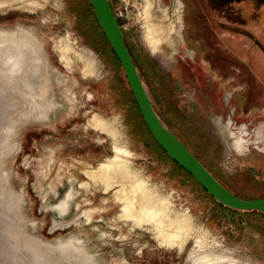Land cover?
I'll use <instances>...</instances> for the list:
<instances>
[{
	"label": "rangeland",
	"instance_id": "374dc122",
	"mask_svg": "<svg viewBox=\"0 0 264 264\" xmlns=\"http://www.w3.org/2000/svg\"><path fill=\"white\" fill-rule=\"evenodd\" d=\"M34 1L41 6L29 10L0 0V69L8 70L0 73V138L7 142L0 145V264H264V215L224 210L156 146L134 112L122 68L84 36V1ZM147 1L109 0L156 113L232 192L264 198V84L253 77L264 79L263 13L245 11L238 16L244 39L228 38L203 55L181 0H153L159 11L150 15ZM230 15L226 22L237 20ZM164 22L175 26L174 46L154 51L146 26ZM58 48L78 54V63L68 67ZM28 61L31 98L18 75ZM245 67L251 75L235 70ZM91 116L97 126H87ZM115 158L122 165H109ZM86 165L112 173L110 191L80 187ZM123 189L135 198L124 203L135 218L122 228L111 217L120 207L112 195ZM177 223L183 232L172 228ZM134 228L150 241L126 239ZM129 242L139 253L158 248L160 258L138 256Z\"/></svg>",
	"mask_w": 264,
	"mask_h": 264
},
{
	"label": "water",
	"instance_id": "95a60500",
	"mask_svg": "<svg viewBox=\"0 0 264 264\" xmlns=\"http://www.w3.org/2000/svg\"><path fill=\"white\" fill-rule=\"evenodd\" d=\"M97 23L113 54L117 58L125 75L129 90L137 105L138 111L148 131L164 150L166 155L184 171L217 203L235 211H258L264 214V199L243 200L223 187L216 178L191 154L179 139L161 122L156 114L142 79L136 68L133 57L123 38L121 28L112 12L109 0H88ZM18 75L24 84L23 95L30 97L28 87H33L26 78L28 67L33 66L31 61L21 65ZM7 70V65H1L0 73ZM8 71V70H7ZM7 73V72H6ZM35 92V88H34ZM33 94V93H32ZM38 98V97H37ZM7 123V121H5ZM10 127V130L7 128ZM10 133L11 126L5 128ZM7 135H5L6 138ZM5 141L0 138V145ZM7 144V142H5ZM3 147V146H2ZM2 151H0L1 153ZM2 155V154H1ZM0 155V156H1ZM3 217L0 223H3Z\"/></svg>",
	"mask_w": 264,
	"mask_h": 264
},
{
	"label": "flooded vegetation",
	"instance_id": "af4514ba",
	"mask_svg": "<svg viewBox=\"0 0 264 264\" xmlns=\"http://www.w3.org/2000/svg\"><path fill=\"white\" fill-rule=\"evenodd\" d=\"M184 8L189 10L188 17L186 20L190 26V31L193 32V37H195V46L199 49L200 53L203 55L208 54V50L212 53L215 52L217 46L221 48L220 43L228 42V38H236L239 40L244 39V20L238 18L245 11L249 10L255 12V14H262L264 17V0H181ZM230 14H236L237 20L232 22L225 21L229 18ZM230 15V16H233ZM264 22V21H263ZM208 38V40H207ZM216 40L217 42L213 43ZM208 41V44L206 43ZM213 43L214 46H208L209 43ZM238 46V45H237ZM215 48V49H212ZM222 49V48H221ZM227 52V51H226ZM230 53V52H227ZM234 54V53H232ZM208 57V56H207ZM235 59L236 56H234ZM219 63L228 64L229 61L226 59H218ZM243 66H245L243 64ZM222 70L227 68L222 66ZM237 73L241 76L251 75L252 72L245 67V71L242 72L241 69H235ZM255 81L257 84L262 86L264 84L261 79L256 76Z\"/></svg>",
	"mask_w": 264,
	"mask_h": 264
},
{
	"label": "bare ground",
	"instance_id": "6f19581e",
	"mask_svg": "<svg viewBox=\"0 0 264 264\" xmlns=\"http://www.w3.org/2000/svg\"><path fill=\"white\" fill-rule=\"evenodd\" d=\"M19 2H23L22 6L28 8L29 10L37 9V8H39L41 6V3L37 2V1H34V0L33 1L32 0H19ZM13 3H16V2H13ZM9 6L10 5H7L6 7H3L2 10H6ZM151 10H156V11L158 10L159 11V8L157 7V3L155 1L148 0L147 1L146 13L150 15V11ZM152 17H155V16H152ZM174 32H175V26L172 23H168V22H164V23H148L147 26H146V30H145V36H146V40H147L149 46L154 51H168L171 48H173V46H174V41L172 39V36L174 35ZM58 53H59L60 57L62 59H64L63 61H65V62L68 61L69 62L68 63L69 64L68 67H72L73 64H77L79 59H80V56L78 54H75V53L71 52L67 48H64V49L58 48ZM87 69H89V68L81 67L80 68V73H82L83 75H86L85 70H87ZM99 123H100V121L95 116H91L87 120V126H89V125L97 126ZM259 137L260 138H264V126L259 128ZM112 151L113 152H118L119 150L117 148L113 147ZM116 163H118L119 165H122V162H120V160H118L117 158H115L114 161L112 163H110L109 165H113V164H116ZM82 172L85 175L87 180L80 182L79 185H80L81 188H84L85 190L89 191L92 188L94 190V188H96L100 184H103L105 186V190L106 191H110L111 190V182H112L114 177L111 175L112 173H108L107 172L106 168L103 169L102 166L100 165V166H97L96 168H94L92 170V169H90L89 165H86V167L82 170ZM123 191H124V189L123 190H118L117 193L114 192L113 195H112L113 196L112 197L113 201L116 204L117 203L120 204L119 205L120 207L118 208V211L116 212L117 214L115 216L111 217V222L112 223H114V224L117 223V224H119L122 227L124 226L126 220L132 221L135 218L133 216V212L130 211V209H129V208H131V206H124V203H126L127 200H130L132 202V201L135 200V198L134 199H132V197L129 198L127 196L129 192L125 193ZM120 193H124L125 194L124 195L125 197L123 199L119 198ZM87 214H88V218L86 219V222H89L91 215H90V212H88ZM155 217H156V213H152V216H150V219H153ZM172 228H176L178 230V233L183 232V230L181 229V226H180L179 223L173 224ZM140 229L143 232H145L146 234H150L151 233L149 231V223H147V222L144 223L143 226ZM128 235H130V234H128ZM159 236L161 238L165 239L167 235H166V233H162V234H159ZM146 248H148V246H146Z\"/></svg>",
	"mask_w": 264,
	"mask_h": 264
},
{
	"label": "trees",
	"instance_id": "16d2710c",
	"mask_svg": "<svg viewBox=\"0 0 264 264\" xmlns=\"http://www.w3.org/2000/svg\"><path fill=\"white\" fill-rule=\"evenodd\" d=\"M84 3L82 4L81 6V9H80V12H79V16H80V25L83 26L84 28V36L86 37L87 41L90 43V45L93 47L94 50L96 51H99V52H105L107 53V51L112 55V57L114 58V60L119 64L117 58L115 57V55L113 54L111 48L109 47L98 23H97V20L94 16V13L91 9V6L88 2V0H83ZM110 4V2H109ZM111 7V5H110ZM112 9V7H111ZM86 30V31H85ZM123 35V33H122ZM123 38L127 44V47L133 57V60L135 62V65H136V68L138 69V72H139V75L140 77L143 75L146 77L147 79V76L145 75L144 73V70L141 66V64L139 63L138 59L136 58L132 48L130 47L129 43L127 42L126 38L124 37L123 35ZM103 50V51H102ZM107 50V51H106ZM120 66V64H119ZM121 67V66H120ZM131 96H132V93L130 92ZM150 99V98H149ZM132 100H133V103H134V106H135V110L134 112L136 113V116L139 118V120L142 122V125L146 128V131L148 132V134L150 135V137L152 138L153 142L156 144V146L165 154V156L170 160L172 161L167 155L166 153L164 152V150L157 144V142L154 140V138L152 137V135L150 134V132L148 131L146 125L144 124L143 120H142V117L140 116L139 114V111H138V108H137V105L133 99V96H132ZM151 101V100H150ZM152 104V102H151ZM153 106V105H152ZM154 108V107H153ZM155 110V109H154ZM156 112V111H155ZM157 114V113H156ZM158 115V114H157ZM159 117V116H158ZM160 118V117H159ZM161 120V119H160ZM162 122V120H161ZM163 123V122H162ZM178 139L179 141L191 152V154L216 178V180L223 186L225 187L227 190H229L232 194H234L235 196H237L238 198L240 199H243V200H251V199H264V198H242L240 196H238L237 194H235L234 192H232L222 181H220L217 176L214 174V172L204 164V162L202 160H200L198 158V156H196L189 148L188 146L185 144V142L183 140H181L179 138V136L173 132L171 129H169ZM173 162V161H172ZM173 164H175L173 162ZM176 165V164H175ZM179 169H181L184 173H186L187 175H189L186 171H184L181 167H179L178 165H176ZM190 176V175H189ZM191 177V176H190ZM206 193V192H205ZM207 194V193H206ZM211 198V197H210ZM212 199V198H211ZM221 208H223L224 210L230 212V213H233V212H246V213H253V214H260V215H264L263 213H260L258 211H235V210H232V209H229L227 207H224L223 205L217 203Z\"/></svg>",
	"mask_w": 264,
	"mask_h": 264
},
{
	"label": "crops",
	"instance_id": "0c3cea01",
	"mask_svg": "<svg viewBox=\"0 0 264 264\" xmlns=\"http://www.w3.org/2000/svg\"><path fill=\"white\" fill-rule=\"evenodd\" d=\"M51 121V120H50ZM70 196H72V192H70ZM69 196V197H70ZM215 201V200H214ZM216 202V201H215ZM123 228V227H122ZM134 233H135V235H134ZM140 233L138 232V229L136 228L135 229V231H133L130 235H128V237L126 238V239H129L130 237L131 238H133L134 236H135V239L134 240H139L141 237H143V238H145L146 240L145 241H147V242H149L150 240H148L149 238H147L146 236L147 235H145V236H142V235H139ZM140 237V238H139ZM126 239H122V240H126ZM130 240V239H129ZM134 240L133 241H131V242H133L134 243ZM140 241V240H139ZM131 242H129L130 243V245H132V247H133V252H136V254H138V256H142V254L143 255H150V257H148V258H150L149 260L151 261V259H154L155 258V256H157V258H160V253H161V251L158 249V248H156V247H154L156 250L154 251V253L151 251V252H148V251H145V250H142L140 253H139V251L137 250V247H139V244L137 245V247H136V245L134 246L133 245V243L131 244ZM142 243V242H141ZM152 246V245H151ZM159 250V251H158ZM167 252V251H166ZM149 264H151V263H149Z\"/></svg>",
	"mask_w": 264,
	"mask_h": 264
},
{
	"label": "built area",
	"instance_id": "2783aa9c",
	"mask_svg": "<svg viewBox=\"0 0 264 264\" xmlns=\"http://www.w3.org/2000/svg\"><path fill=\"white\" fill-rule=\"evenodd\" d=\"M120 27V26H119Z\"/></svg>",
	"mask_w": 264,
	"mask_h": 264
}]
</instances>
